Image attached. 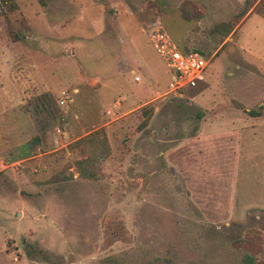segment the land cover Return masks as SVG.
I'll list each match as a JSON object with an SVG mask.
<instances>
[{
  "label": "rangeland",
  "instance_id": "obj_1",
  "mask_svg": "<svg viewBox=\"0 0 264 264\" xmlns=\"http://www.w3.org/2000/svg\"><path fill=\"white\" fill-rule=\"evenodd\" d=\"M14 1L17 42L0 13V264L264 262V19L221 37L244 0H100L94 36L73 0ZM111 5L138 33L120 38ZM155 20L209 59L197 87L169 92ZM100 130L111 154L99 180L80 179L85 153L69 145Z\"/></svg>",
  "mask_w": 264,
  "mask_h": 264
},
{
  "label": "trees",
  "instance_id": "obj_2",
  "mask_svg": "<svg viewBox=\"0 0 264 264\" xmlns=\"http://www.w3.org/2000/svg\"><path fill=\"white\" fill-rule=\"evenodd\" d=\"M183 4V6H189L191 2L185 1ZM181 8L183 11V17L185 19H188V13L186 11L187 7L186 9L183 7ZM6 9L9 10L8 14L11 13L5 16L6 30L9 32L11 41L17 42L19 39V35L13 28V19L11 17L14 16V12L16 10L15 1L0 0V13L1 10L5 11ZM250 14H255L264 19V0H244L242 3L241 12L238 15L230 18L228 21L217 23L213 28L214 33L220 35L221 37L228 36L234 30L236 24L240 22V20L245 16H248ZM151 113V108H146L143 111L145 120L141 125L142 127L146 125L149 117L151 116ZM37 143V137H34L28 142L27 146L30 152L34 151ZM69 149L72 151L82 149L85 153L84 157L73 162V168L80 179L97 181L101 178V166L111 154L110 145L103 130L74 141L69 145ZM243 244L246 250L252 249L255 245V243H251V241ZM246 260L252 262V255H246ZM259 264H264V262H261Z\"/></svg>",
  "mask_w": 264,
  "mask_h": 264
},
{
  "label": "built area",
  "instance_id": "obj_3",
  "mask_svg": "<svg viewBox=\"0 0 264 264\" xmlns=\"http://www.w3.org/2000/svg\"><path fill=\"white\" fill-rule=\"evenodd\" d=\"M146 29L148 42L172 74L169 92L197 87L204 79L209 59L196 51L182 52L159 20L152 21ZM71 101V96L62 93L59 105L63 106ZM115 104L118 106L119 102Z\"/></svg>",
  "mask_w": 264,
  "mask_h": 264
},
{
  "label": "crops",
  "instance_id": "obj_4",
  "mask_svg": "<svg viewBox=\"0 0 264 264\" xmlns=\"http://www.w3.org/2000/svg\"><path fill=\"white\" fill-rule=\"evenodd\" d=\"M98 1H100V0H73V3H71L77 9V12L75 13L76 14L75 15V19L76 20H83V21H86L88 23H91V25L89 27H86V29H85L87 35H89L88 32L92 33V35H94V36L98 35V30L101 27V23L104 22V19H105L104 16H106V13L104 12L105 7L103 6V3H100ZM111 8H112L111 16L114 17L115 22H117L119 25H122V29L118 30L119 31V36L121 38L122 31H124V28L126 30V28L128 27V25L126 27H125V25L123 26V22L129 20L130 18L128 17L129 15L120 13L121 10L119 11V6L118 7H113V5H111ZM136 28L137 27L135 26V24L134 25L131 24V26L126 31H130V33L134 32L136 34V33H138V29L135 30ZM90 36H91V34H90ZM123 45H124V43L122 44V52L121 53L124 55ZM117 58H118L117 60H119V57H117ZM126 60L128 62V64H126V65H129L130 62L128 61L127 58H126ZM132 64H133V66H129V67H135V68H139L140 69V67H138L139 65L134 64V63H132ZM117 66L118 67L114 68V71H116V72L118 71L117 69H119V65H117ZM142 67H144L143 69L144 70L146 69V71L149 70V67L145 66L143 63H142ZM37 68H39V67L37 66ZM133 71L135 72V70H133ZM136 78H138V77H135V81H139V80H136ZM103 85H105V84H103ZM141 91H143L141 94H144L145 90L141 89ZM148 92L149 91L145 92L146 93V97L147 96L151 97L154 94L158 93L157 91H155L154 93H152V92L148 93Z\"/></svg>",
  "mask_w": 264,
  "mask_h": 264
}]
</instances>
